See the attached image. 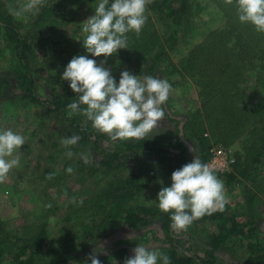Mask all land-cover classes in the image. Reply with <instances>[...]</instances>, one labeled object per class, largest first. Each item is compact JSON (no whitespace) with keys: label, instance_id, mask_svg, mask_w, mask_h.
Listing matches in <instances>:
<instances>
[{"label":"rangeland","instance_id":"1","mask_svg":"<svg viewBox=\"0 0 264 264\" xmlns=\"http://www.w3.org/2000/svg\"><path fill=\"white\" fill-rule=\"evenodd\" d=\"M0 2L4 3L0 5V13L9 15L8 5L22 3L23 0ZM97 2L98 0H44V6L48 3L57 5V15H51L46 29L38 33L34 32L32 22L44 6L38 14L29 15L26 20H17L10 15L19 24L20 32L34 39L33 51L36 58L30 62V68L41 98L65 96L72 103L75 94L69 88V82L62 81L60 77L74 56L86 55V50L80 48L74 38L80 35L85 38L82 23L94 15ZM189 4L191 10L174 42L168 40L173 33L172 22L159 15H148L149 20L146 19L139 34H145L141 47L146 49L136 48L144 58L142 74L137 77L142 79L144 76H153L167 80L173 89L163 105L165 117L157 132L148 139H177L183 143L188 154L202 160L205 151L198 146L193 138L195 132H192L195 124L193 118H197L199 131L196 133L209 140L206 152L208 157L204 164L208 165L218 179L222 181L223 178L219 177L221 174L233 172L232 164L238 155L241 159H247V168L255 165L257 171L253 172L254 183L249 178L240 180L237 176L240 183L235 184V188L223 184L228 208L238 214V221L249 219V227L255 233L253 243L264 249V153L259 163H252L254 156L264 146V58H259L264 51L258 52L264 42L259 44V41L257 45H253V37L240 28L232 32L234 35L227 36L226 33L233 30L236 21L228 19L233 14V5L226 4L224 0H192ZM214 33L222 37L219 38L220 42L226 37V49L223 46V51L219 48L220 42L218 47L211 48L209 39ZM173 43L170 49L169 46ZM159 45H163L165 49L161 51ZM231 51L233 60L228 58ZM122 52L131 51H117ZM117 53L108 57L104 66L111 70L118 83L120 72L111 65L117 58ZM88 58L93 57L89 55ZM7 59L8 57H0V81L7 89L6 97L0 100V130L11 129L25 137V144L19 150V159L20 163L25 160L26 166L22 168L19 164L9 172L7 180L0 183V221L18 237H28L42 225L47 235L46 244L52 241L55 245L63 241L72 243L73 238L79 237L76 233H80L82 226L92 229V221H95L94 227L100 222V219L86 217L80 211L82 208L88 210V204L83 202L91 201L98 191L93 187V172H77L70 163L74 154L71 158L66 155L69 148L61 143L58 148L51 146V143L60 142L66 137L64 130L55 124V116L46 108L30 105L21 97L17 78H14ZM95 59L99 64L104 57ZM150 66H153V71ZM219 100L232 102L234 106L225 112L219 111ZM252 110L259 115H251ZM81 119L92 128L86 117L81 115ZM216 127H226L227 132L226 136L214 141L210 131ZM72 136L74 134L70 135ZM79 151V155L90 165L97 164L99 157L91 148ZM146 161L151 162L153 159L148 157ZM139 162L137 169L145 170V157H141ZM69 167L73 169L72 173L66 171ZM170 186L171 181L167 180L150 183L139 200L143 205L158 208L156 198L159 191L162 187ZM151 220L150 225L139 229H132L119 222L109 224L101 228L97 238L90 239L89 243L82 237L78 238L76 249L64 254L61 264H81V259L83 264H91L88 256L96 248L103 249L97 253L100 264H118V258L109 260L120 248L114 244L119 240L132 239L145 231H152L153 235H148L147 242L138 245H144L157 253L167 251L169 246L160 242L162 231L159 219ZM203 228L206 229L207 226ZM193 235L191 245L202 253L208 247V238L204 232ZM136 246L128 247L129 258ZM229 247L235 248L216 250L222 264H254L250 262L252 260L247 250H239L234 245ZM158 264H162V261L158 260Z\"/></svg>","mask_w":264,"mask_h":264},{"label":"trees","instance_id":"2","mask_svg":"<svg viewBox=\"0 0 264 264\" xmlns=\"http://www.w3.org/2000/svg\"><path fill=\"white\" fill-rule=\"evenodd\" d=\"M192 0H152L146 6L145 16L149 20L148 15H159L165 17L172 22L173 33L168 40L174 42L175 36L179 34L183 21L187 18L191 10L190 2ZM0 5L4 3L0 2ZM233 14L228 19L233 22L236 21L233 30L227 32V36L234 35L232 32L236 28L245 30V33L253 37V45L259 42H264V34L256 32L249 24H242L238 20V15L235 6L231 8ZM51 15H57V5L48 3L45 5L40 14L36 16L32 22L34 32L38 33L46 29L47 22ZM140 34V33H139ZM137 35L134 32L127 34V49L128 53H117V58L114 65L117 72L128 70L134 75H141L143 71L142 63L144 61L141 51L136 48L144 50L141 47L144 44V33ZM218 33H214L209 39L211 48L218 47V43L222 37ZM33 36V34L31 35ZM223 36V35H222ZM34 37V36H33ZM32 38V37H31ZM220 38V39H219ZM34 39L20 32V26L16 23L10 15L0 13V57L9 59V67L14 72V78H17V88L23 97L30 105L34 104L39 107H44L52 115L55 116V124L63 129L66 137L74 134L78 136L79 140L76 145L69 148L73 152V158L70 163L73 164L74 170L77 172L89 171L93 175V187L98 190L92 196L91 201H85L89 207L88 210L82 208L81 214L86 217L94 216L100 219L98 226L94 227L95 221H92V229L82 226L80 233H76L79 237L73 238L72 243L67 241L55 245L52 241L50 244L45 243L46 231L42 225L37 230L32 232L28 237H18L14 235L10 229L4 227L0 221V264H61L63 262L62 256L66 253L76 249L75 244L78 238L81 237L89 243L90 239H96L97 234L101 228L109 224L123 223L132 229H139L150 225L152 218L159 219L161 223L162 239L160 242L169 246L167 251L159 252L158 255H168L169 264H222L221 260L217 257L216 250L229 249L236 246L239 250L249 252L251 263L264 264V249L258 248L253 243L254 235L253 228L249 227V219L244 222L237 220L238 214L233 213L228 208L226 203L223 211H214L210 215H205L202 218L194 221L186 231H176L172 228V221L170 219L171 212H161L155 206H146L141 203L139 197L149 184L157 182L158 180L171 181V174L173 171L181 168L187 163H190L193 157L187 153L185 146L177 139H167L162 141L161 138L133 140L126 143L111 142L110 138L96 132L88 125V122H83L81 115H70V109L67 107L70 104L68 97L54 96L50 99H43L37 93V87L31 73L30 62L36 58V53L33 51ZM84 38L80 35L74 38V42L82 47ZM226 37L220 42L219 47L226 49ZM225 41V42H224ZM174 43L169 46L171 49ZM159 49L163 51L165 47L159 45ZM121 50V49H120ZM264 51V46L260 47L258 52ZM7 54H6V53ZM6 54V55H5ZM232 51L228 58L233 60ZM260 59L264 58V52L259 56ZM7 59V60H8ZM153 71V66H150ZM233 77V76H232ZM230 77V79L232 78ZM241 78V76H240ZM5 80V78H3ZM225 90V89H224ZM228 91L232 89H227ZM7 89L3 87V82L0 81V100L6 97ZM223 101V100H222ZM218 101L217 109L225 112L229 107L232 108V102ZM251 115L258 116V112L252 110ZM57 118V119H56ZM194 133L193 138L196 140L198 146L205 151V157H201L202 163L208 157L209 140L206 139L199 131V119L193 118ZM58 127V128H59ZM212 140H219L220 137L226 136V127H216L212 129ZM223 134V135H222ZM222 135V136H221ZM51 146L58 148L60 142H53ZM91 148L92 151L97 153L99 160L97 164L90 165L79 153L81 149ZM262 153H264V146L254 156L252 163H259L261 161ZM141 157H145L146 169H137ZM152 158L153 161H146ZM247 159H241L238 155L234 159L233 172L229 174H221L220 178L227 186L235 188V184L240 183V180H247L254 183L253 172L257 169L254 167L247 168ZM22 168L26 166L23 160ZM143 163H141L142 165ZM144 166V165H142ZM242 166V167H241ZM224 176V177H223ZM238 176V177H237ZM237 177V178H236ZM56 178V177H55ZM59 179V177H58ZM100 184V188H99ZM250 200V198L248 199ZM157 214V215H156ZM92 219V218H91ZM152 225V224H151ZM202 226V227H201ZM207 226V230L203 227ZM204 232L208 238V247L202 253L191 245L193 234ZM152 231H145L142 234L135 236L132 239L119 240L114 245L120 246L119 250L109 257L111 261L114 258L119 259L118 264H124V260L129 258L128 247L135 246L141 242H147V236L151 235ZM153 235V234H152ZM85 236V237H84ZM159 240V239H158ZM244 240L246 242H244ZM71 241V240H70ZM241 245H238L239 243ZM237 245H236V244ZM77 245V244H76ZM63 246V247H62ZM256 248H255V247ZM224 249V250H225ZM70 259V258H69ZM64 259V261H67ZM255 260V261H254ZM161 262V260H160ZM80 263L83 264L82 259Z\"/></svg>","mask_w":264,"mask_h":264},{"label":"clouds","instance_id":"3","mask_svg":"<svg viewBox=\"0 0 264 264\" xmlns=\"http://www.w3.org/2000/svg\"><path fill=\"white\" fill-rule=\"evenodd\" d=\"M152 0H98L94 15L82 23L85 38L82 47L86 55L74 56L60 77L69 82L75 94L67 107L70 115L79 113L91 122L92 128L112 141L145 140L152 137L165 117L163 105L173 91L167 80L137 75L124 70L118 83L106 68L105 62L120 49H127V34H139L146 23V6ZM234 5L238 20L249 24L264 34V0H224ZM44 6V0H23L9 4L8 13L17 20L36 15ZM89 55L93 57L89 59ZM97 57H104L97 64ZM78 136L62 138L60 143L70 148L77 144ZM25 137L11 129L0 130V183L7 180L9 172L20 164L19 150ZM66 155L71 158L69 150ZM72 173L69 167L66 170ZM51 179V176L48 177ZM156 201L161 212H171L172 228L186 231L196 220L214 211H223L227 199L223 182L213 174L207 164L195 155L190 163L173 171L171 186L162 187ZM96 248L89 254L91 264H100ZM124 264H169L168 256L144 245H137Z\"/></svg>","mask_w":264,"mask_h":264},{"label":"built area","instance_id":"4","mask_svg":"<svg viewBox=\"0 0 264 264\" xmlns=\"http://www.w3.org/2000/svg\"><path fill=\"white\" fill-rule=\"evenodd\" d=\"M219 168V167H218ZM220 169V168H219Z\"/></svg>","mask_w":264,"mask_h":264}]
</instances>
